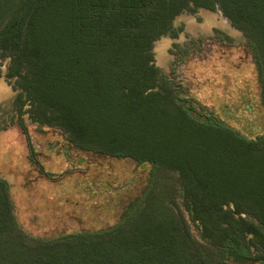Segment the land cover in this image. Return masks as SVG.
I'll return each instance as SVG.
<instances>
[{
    "label": "trees",
    "instance_id": "trees-1",
    "mask_svg": "<svg viewBox=\"0 0 264 264\" xmlns=\"http://www.w3.org/2000/svg\"><path fill=\"white\" fill-rule=\"evenodd\" d=\"M198 8L243 33L264 105V0H0L18 114L80 151L176 173L203 241L154 184L113 226L32 241L0 180V264H264V134L226 124L154 63V42Z\"/></svg>",
    "mask_w": 264,
    "mask_h": 264
},
{
    "label": "rangeland",
    "instance_id": "rangeland-1",
    "mask_svg": "<svg viewBox=\"0 0 264 264\" xmlns=\"http://www.w3.org/2000/svg\"><path fill=\"white\" fill-rule=\"evenodd\" d=\"M190 19L210 30L190 31ZM224 24L233 27L218 10L180 13L172 24L180 29L177 36L166 34L154 42V63L226 124L248 137L264 134V105L245 37L238 29L239 34H231ZM159 46L167 58L164 64L158 59ZM7 60L0 61V83L10 91L0 101V180L9 187L16 219L28 239L113 226L154 184L192 236L203 242L176 194V173L80 151L59 129L33 122L27 112L19 115L14 102L19 89L15 78L5 76Z\"/></svg>",
    "mask_w": 264,
    "mask_h": 264
},
{
    "label": "bare ground",
    "instance_id": "bare-ground-1",
    "mask_svg": "<svg viewBox=\"0 0 264 264\" xmlns=\"http://www.w3.org/2000/svg\"><path fill=\"white\" fill-rule=\"evenodd\" d=\"M187 25L189 26H195V23L191 20L187 21ZM206 26V25H205ZM228 31H230L231 34H239L240 32L232 27H230L227 24L223 25ZM207 27V26H206ZM190 28V27H189ZM157 49L159 50V56L158 59H160V61H164L165 60V54L163 52V49L161 48V46L157 47ZM10 95V91L9 89L3 84L0 83V101H2L3 99L7 98Z\"/></svg>",
    "mask_w": 264,
    "mask_h": 264
},
{
    "label": "flooded vegetation",
    "instance_id": "flooded-vegetation-1",
    "mask_svg": "<svg viewBox=\"0 0 264 264\" xmlns=\"http://www.w3.org/2000/svg\"><path fill=\"white\" fill-rule=\"evenodd\" d=\"M191 21H193L192 19H190ZM194 22V21H193ZM195 23V26H189L188 27V25H187V28L190 30V31H192V32H194V31H196V30H202V31H209L210 30V28L209 29H207V27L205 26L206 24L203 22V23H198V22H194ZM166 56H165V61H166ZM165 61H163V64L165 63Z\"/></svg>",
    "mask_w": 264,
    "mask_h": 264
}]
</instances>
